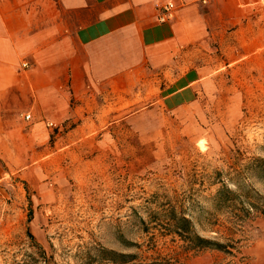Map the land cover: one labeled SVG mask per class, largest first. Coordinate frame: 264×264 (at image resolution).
Here are the masks:
<instances>
[{
	"label": "rangeland",
	"instance_id": "rangeland-1",
	"mask_svg": "<svg viewBox=\"0 0 264 264\" xmlns=\"http://www.w3.org/2000/svg\"><path fill=\"white\" fill-rule=\"evenodd\" d=\"M257 17L242 40L205 49V65L220 70L199 102L167 110L137 87L100 96L50 127L47 144L27 153L33 161L2 167L0 264H264V219L248 223L234 257L186 252L166 227L174 208L199 236L222 241L205 223L222 184L264 196V179L247 171L264 158V8Z\"/></svg>",
	"mask_w": 264,
	"mask_h": 264
},
{
	"label": "crops",
	"instance_id": "crops-1",
	"mask_svg": "<svg viewBox=\"0 0 264 264\" xmlns=\"http://www.w3.org/2000/svg\"><path fill=\"white\" fill-rule=\"evenodd\" d=\"M263 8L264 0H0V180L2 167L24 166L47 144L49 124L100 96L112 102L137 87L167 110L199 102L205 78L220 70L205 65V49L232 34L242 40L244 22Z\"/></svg>",
	"mask_w": 264,
	"mask_h": 264
},
{
	"label": "trees",
	"instance_id": "trees-1",
	"mask_svg": "<svg viewBox=\"0 0 264 264\" xmlns=\"http://www.w3.org/2000/svg\"><path fill=\"white\" fill-rule=\"evenodd\" d=\"M247 171H251V174L263 180L264 158L253 159ZM213 207L215 212H206L205 223L211 229L218 227L215 232L222 241L199 236L191 220L184 214H176L174 208L168 211L166 222L168 232L183 242V249L186 252L199 253L213 250L234 257L243 242V237L239 235L245 231L248 223L257 218L264 219V196L241 182H237L234 189L222 184L213 197ZM223 212L227 217L224 222H220L217 213L223 214ZM110 253L114 255L113 252ZM118 257L123 259L120 262L123 263L132 261L135 256L118 254Z\"/></svg>",
	"mask_w": 264,
	"mask_h": 264
},
{
	"label": "built area",
	"instance_id": "built-area-1",
	"mask_svg": "<svg viewBox=\"0 0 264 264\" xmlns=\"http://www.w3.org/2000/svg\"><path fill=\"white\" fill-rule=\"evenodd\" d=\"M172 9H173V6H172V4H166L164 7H163V10H164V15L160 18V21H165V17H168V16H170L171 14V12H172ZM25 66V65H24ZM24 118L26 119V120H28L29 119V115H25L24 116ZM49 127H52V124H49Z\"/></svg>",
	"mask_w": 264,
	"mask_h": 264
}]
</instances>
